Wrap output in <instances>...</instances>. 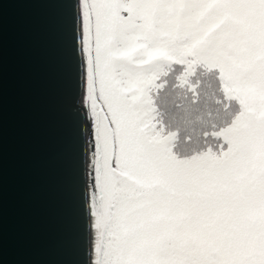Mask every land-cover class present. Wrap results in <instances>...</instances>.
<instances>
[{"label": "snow or ice", "instance_id": "1", "mask_svg": "<svg viewBox=\"0 0 264 264\" xmlns=\"http://www.w3.org/2000/svg\"><path fill=\"white\" fill-rule=\"evenodd\" d=\"M77 5L89 264H264V0Z\"/></svg>", "mask_w": 264, "mask_h": 264}, {"label": "water", "instance_id": "2", "mask_svg": "<svg viewBox=\"0 0 264 264\" xmlns=\"http://www.w3.org/2000/svg\"><path fill=\"white\" fill-rule=\"evenodd\" d=\"M77 30V0H0V264H89Z\"/></svg>", "mask_w": 264, "mask_h": 264}, {"label": "bare ground", "instance_id": "3", "mask_svg": "<svg viewBox=\"0 0 264 264\" xmlns=\"http://www.w3.org/2000/svg\"><path fill=\"white\" fill-rule=\"evenodd\" d=\"M83 94H84V88H83V92H82V97H81V102H80V106H81V112H82V117H83V124H84V133L86 136V143H85V153H86V185H87V195H88V199H89V195H90V188H89V184L91 183V169H90V158H91V145H90V139H89V133L91 131V128L88 124V121L85 118L86 115V106L82 107V99H83ZM89 224H90V219H89ZM90 232V229H89ZM90 250H91V239H92V233L90 232Z\"/></svg>", "mask_w": 264, "mask_h": 264}]
</instances>
